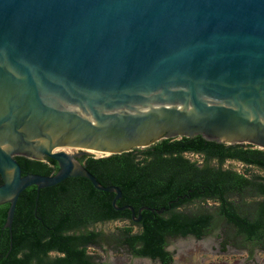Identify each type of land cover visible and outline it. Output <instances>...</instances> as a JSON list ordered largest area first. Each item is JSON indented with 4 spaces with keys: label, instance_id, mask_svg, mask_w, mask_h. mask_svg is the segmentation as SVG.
Instances as JSON below:
<instances>
[{
    "label": "water",
    "instance_id": "obj_1",
    "mask_svg": "<svg viewBox=\"0 0 264 264\" xmlns=\"http://www.w3.org/2000/svg\"><path fill=\"white\" fill-rule=\"evenodd\" d=\"M201 135L264 150V0H0V205L79 161ZM16 156L56 162L21 174ZM188 195H178L170 205ZM37 200V198H36ZM137 214V215H136Z\"/></svg>",
    "mask_w": 264,
    "mask_h": 264
},
{
    "label": "trees",
    "instance_id": "obj_2",
    "mask_svg": "<svg viewBox=\"0 0 264 264\" xmlns=\"http://www.w3.org/2000/svg\"><path fill=\"white\" fill-rule=\"evenodd\" d=\"M247 146L225 145L196 135L162 139L147 148L121 154L84 156L79 161L101 185L119 187L118 206L131 205L135 213L142 206L167 209L162 213L142 210L140 221L135 223L129 210L113 208L114 193L95 189L85 178H66L40 189L38 194L35 186H29L16 202L11 235L3 228L9 205H0V264H102L94 261L87 247L99 245L103 234L89 227L113 220L131 222L109 236L116 247H125L134 256L171 264L172 255L165 249L167 237L192 234L200 238L208 232L212 216L208 208L196 211L180 208L196 199L202 202L212 199L217 200V209L223 215V207L230 204L234 208L235 195L245 189L250 190L249 195L256 192L264 198V175L248 178L221 167L226 158H234L264 172V150ZM185 152L203 154L208 161L217 160L218 165L205 163L200 167L185 157ZM15 159L22 175H49L57 170L56 162L49 158L38 161L16 156ZM187 189L193 190L190 200L179 199L168 205L178 195L188 194ZM245 204L254 208L256 202ZM258 204L257 215L261 219H248L245 225L238 219L231 220L239 232L243 231L248 243L264 250V199ZM133 225L139 231L133 232ZM51 252L56 255L50 256ZM249 253L252 254V249Z\"/></svg>",
    "mask_w": 264,
    "mask_h": 264
},
{
    "label": "rangeland",
    "instance_id": "obj_3",
    "mask_svg": "<svg viewBox=\"0 0 264 264\" xmlns=\"http://www.w3.org/2000/svg\"><path fill=\"white\" fill-rule=\"evenodd\" d=\"M91 155L98 157L97 154ZM185 157L198 164L202 161V157L196 154L186 153ZM210 164L215 166L217 162L212 160ZM222 167L224 169H232L248 178H252L253 175H264V172L258 167L238 161L226 160L223 162ZM213 205V201L206 200L204 202L189 203L180 209L196 211L208 208L211 210ZM245 206L247 211H251L253 208L252 205L245 204ZM130 225L131 222L129 220H113L98 222L89 227V229L103 234L99 245L87 247L88 253L94 257L95 262L102 264H160L157 259L134 256L125 247L118 248L114 245L109 236ZM213 229L200 240L191 235L186 237H167L166 249L172 255L171 264H264V252L255 251L252 254H246L243 251L235 250L227 241L224 242L227 231L222 224L217 225ZM132 231H139V227L133 225ZM49 255L54 256L56 253H50Z\"/></svg>",
    "mask_w": 264,
    "mask_h": 264
},
{
    "label": "flooded vegetation",
    "instance_id": "obj_4",
    "mask_svg": "<svg viewBox=\"0 0 264 264\" xmlns=\"http://www.w3.org/2000/svg\"><path fill=\"white\" fill-rule=\"evenodd\" d=\"M243 146L248 147L247 145H243ZM186 153L200 155L202 157V161L199 164L196 162L200 167L204 166L205 163L211 165L210 163L212 160H210V161L206 160V158L203 154L193 153V152H185V154ZM213 160H215V159H213ZM226 160L238 161L240 163L245 164L244 162H241V160H237L234 158H226L224 161H226ZM215 161L217 162V160H215ZM217 165H218V162L215 166H217ZM246 165H252V164H246ZM221 167H222V165H221ZM248 191H250V190L245 189V190H243V192L237 193V195H235V199L237 201L236 205H234V208H232V206L230 204L225 205L223 207V209L225 210V213L223 215L219 213L220 208L217 209V206L219 205L217 200L207 199V200H211L214 202V205L212 206V208L210 210L212 216H211L210 226L208 228V232L205 234H202L200 238H196L192 234H188V235H191L194 238L200 240L204 236H206L209 233V231L212 230L214 227L222 224V225H224L223 227H225L226 231H227L225 238H227L228 244L232 245V248H234L235 250L243 251L246 254L249 253V251L251 249H252V253L255 251L264 252L263 249H260L258 247H253L251 243H248V241L245 239V235H244L243 231L239 232L238 228L233 224V222L231 220V219H238L241 223H243L245 225L246 221L248 219H250V220L261 219L257 215V213H258L257 210H258V206H259L258 203L262 202L264 198L261 194H258L256 192L251 193V195H249ZM191 192H193V190L187 189L188 194H185V195H188V197H184L183 199H186L187 201L190 200L191 199ZM199 192L203 193V191H200V190H199ZM249 201H255L256 202V205L254 206V208L251 209L250 213H249V211H247V208H245L246 207L245 202H249ZM194 202H202V200L196 199V200H194ZM188 235H186V236H188ZM178 236L186 237V236H182V235H178ZM91 246H97V245H91ZM165 249H166V246H165ZM51 253H56V252H51Z\"/></svg>",
    "mask_w": 264,
    "mask_h": 264
},
{
    "label": "bare ground",
    "instance_id": "obj_5",
    "mask_svg": "<svg viewBox=\"0 0 264 264\" xmlns=\"http://www.w3.org/2000/svg\"><path fill=\"white\" fill-rule=\"evenodd\" d=\"M96 156V155H95Z\"/></svg>",
    "mask_w": 264,
    "mask_h": 264
}]
</instances>
